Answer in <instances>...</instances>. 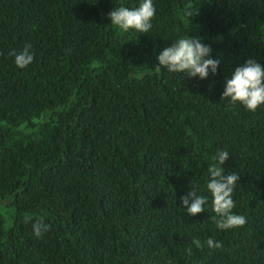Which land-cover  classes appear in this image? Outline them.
Returning <instances> with one entry per match:
<instances>
[{"label":"trees","instance_id":"obj_1","mask_svg":"<svg viewBox=\"0 0 264 264\" xmlns=\"http://www.w3.org/2000/svg\"><path fill=\"white\" fill-rule=\"evenodd\" d=\"M141 2L0 0V264H264V105L221 98L236 67L264 65V0H152L147 33L111 24ZM185 36L212 48L215 74L156 71ZM218 150L240 177L239 228L212 219ZM192 186L208 197L195 216L180 199Z\"/></svg>","mask_w":264,"mask_h":264},{"label":"clouds","instance_id":"obj_2","mask_svg":"<svg viewBox=\"0 0 264 264\" xmlns=\"http://www.w3.org/2000/svg\"><path fill=\"white\" fill-rule=\"evenodd\" d=\"M155 15V7L152 0H142L134 8L120 6L108 13L111 24L118 26L125 32L130 29L140 33H147L151 27V20ZM31 45H25L22 51L10 53L14 57V63L18 68H25L33 62L34 56L30 52ZM212 48L204 44L196 37H181L165 47L157 56L156 71H161V66L169 72L186 73L189 77L205 79L209 70L215 74L220 61L209 58ZM221 98H230L233 103L239 102L246 109L255 112L258 107L264 105V65L255 59H249L241 66L236 67L225 79L224 91ZM229 158V153L218 150L213 157L214 163L210 164L207 173L206 189L212 197V210L216 214L212 217L216 227L221 230L239 228L246 224V217L233 212L235 208L232 194L236 182L240 177L235 173L226 174L221 165ZM182 206L188 215L205 211L208 197L198 195L195 186L181 198ZM25 223L32 221L31 216H25ZM42 217L36 218L32 223L34 235L40 238L49 229ZM193 243L199 248L201 242L194 239ZM209 248H222V242L207 240ZM191 254V249H187Z\"/></svg>","mask_w":264,"mask_h":264},{"label":"rangeland","instance_id":"obj_3","mask_svg":"<svg viewBox=\"0 0 264 264\" xmlns=\"http://www.w3.org/2000/svg\"><path fill=\"white\" fill-rule=\"evenodd\" d=\"M0 212H2V209L0 208ZM4 215H8V213L6 212V213H4Z\"/></svg>","mask_w":264,"mask_h":264}]
</instances>
